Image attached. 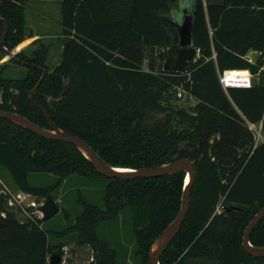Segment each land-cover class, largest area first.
<instances>
[{
  "label": "trees",
  "instance_id": "16d2710c",
  "mask_svg": "<svg viewBox=\"0 0 264 264\" xmlns=\"http://www.w3.org/2000/svg\"><path fill=\"white\" fill-rule=\"evenodd\" d=\"M184 1L60 0V62L49 70L43 43L16 52L10 61L26 71L19 78L0 72V110L51 129L34 102L39 104L56 126L81 137L113 167L193 160L190 206L159 264H264V257L242 246L247 223L264 205V0ZM26 2L0 0L8 50L25 36ZM182 4L200 57L183 72L168 71L163 64L177 42L173 23ZM3 30L0 21V36ZM248 51L258 54L254 62L244 57ZM37 66L45 76L32 101L28 95L42 74ZM225 69H248L257 79L249 87L225 90L218 80ZM177 88L196 102L187 108L169 103ZM155 115L161 119L150 120ZM258 123L263 141L256 143L249 125ZM0 168L20 191L54 200L53 191L73 174L107 179L102 205L80 199L81 211L66 228L76 233L77 244L90 246L92 264H117L116 249L97 227L124 209L131 217L133 257L148 264L152 243L180 209L185 179L184 171L105 177L72 143L38 136L5 118H0ZM35 171L54 180L32 185L27 177ZM5 205L16 217L15 205ZM17 208L24 221L6 222L0 213V264H47L58 249L41 227L43 219L31 207ZM249 242L264 247V217Z\"/></svg>",
  "mask_w": 264,
  "mask_h": 264
},
{
  "label": "rangeland",
  "instance_id": "374dc122",
  "mask_svg": "<svg viewBox=\"0 0 264 264\" xmlns=\"http://www.w3.org/2000/svg\"><path fill=\"white\" fill-rule=\"evenodd\" d=\"M26 1L25 36L11 51L16 53L20 50H27L29 52L38 44L43 43L48 49L45 59L46 65L51 70L60 62L63 45L58 0ZM185 3L186 0L184 1V5ZM257 56L258 54L255 51H249V57L252 58L253 62ZM0 70L8 78L22 77L26 71L22 65L10 61V58L1 50ZM256 79L257 76L252 75L251 81H255ZM177 90L183 91L182 96L178 97L176 94L175 96H171L167 101L172 105L187 108L196 102L195 98L183 89L177 88ZM162 103H166V101ZM154 119L159 120L161 117L160 115H155L150 118V120ZM250 128L254 132L256 143L263 141L260 128L258 126H251ZM27 180L32 185H46L51 183L54 177L47 172L35 171L28 174ZM106 183L107 179L103 177H87L73 174L65 178L59 188L53 191V195L56 197V202L59 206V211L50 218L43 219L41 227L47 230L50 244L56 245L62 258L60 264L92 263L90 246L86 243L77 244L76 233L66 228L72 224L74 217L81 211L80 199L97 206L102 205V197ZM0 188L4 190L9 199L14 203L15 207L13 209L16 211V218L20 221H24L26 216L23 212H17L18 202L23 206H28L31 201L42 203L45 200L44 196L36 197L33 194L25 198L19 197V189L14 184L7 170L2 168H0ZM6 209L9 208L6 207ZM30 209L34 214L37 213L34 207ZM97 232L100 237L108 240L111 246L116 249L117 264H137L136 259L133 257L134 240L131 217L128 210L124 209L118 214L117 218L111 221L101 222L97 227Z\"/></svg>",
  "mask_w": 264,
  "mask_h": 264
},
{
  "label": "water",
  "instance_id": "95a60500",
  "mask_svg": "<svg viewBox=\"0 0 264 264\" xmlns=\"http://www.w3.org/2000/svg\"><path fill=\"white\" fill-rule=\"evenodd\" d=\"M182 14L174 21V26L177 30V42L169 47L167 57L164 61L163 68L168 71L183 72L187 69L189 63L192 61L195 48L192 45L191 32L192 22L191 16L187 12V8L181 10ZM0 21L4 23V31L0 38V46L9 58H14V51L8 50L4 47L3 43L8 30V23L4 18L0 17ZM42 74L37 81L34 88L29 93V99L33 101V95L45 76V69L37 66ZM65 92L62 93L64 95ZM37 108L48 119L51 129L39 126L28 118L15 112L0 110V118L8 119L38 136L56 139L68 143H72L94 166L95 170L108 178L120 179H135V178H149L157 177L165 174H170L176 171H184L185 179L181 193L180 209L174 219L162 230L157 238L152 243L147 256L148 264H159V259L167 246L179 232L181 225L184 221L185 215L190 206L191 187L195 179V162L189 158H178L171 162L160 164L154 167H140V168H120L113 167L107 164L85 140L78 135L64 131L56 126L50 119L46 111L37 103L34 102ZM8 199V195L0 191V212L5 215L6 222L16 220L13 211L6 209L4 203ZM38 211L41 213L42 219H48L59 211V206L50 195L45 197L44 202L38 206ZM264 217V205L254 214V216L247 223L243 236L242 246L245 251L254 257H264V247H256L250 244L249 236L254 226ZM61 255L59 253H51L47 264H60ZM92 264V263H88Z\"/></svg>",
  "mask_w": 264,
  "mask_h": 264
},
{
  "label": "built area",
  "instance_id": "2783aa9c",
  "mask_svg": "<svg viewBox=\"0 0 264 264\" xmlns=\"http://www.w3.org/2000/svg\"><path fill=\"white\" fill-rule=\"evenodd\" d=\"M253 52V51H252ZM200 57V50L198 48H195V53L193 56V59L191 62L196 61ZM248 61L253 62L252 58L249 57V51L247 54L244 56ZM252 75L248 69H225L221 73L218 74V80L220 85L222 86L223 89H227L228 87H249L252 83L251 81ZM182 90H177L176 95L178 97L182 96ZM0 191H3V189H0ZM21 197L20 195H18ZM8 201L9 205L14 204L8 197V199L5 200V202ZM41 203H36L35 201L29 202L28 206L26 207H34L36 209V214H39L41 216V213L38 211V206ZM5 205V203H4ZM18 206L21 208L25 207L21 205L20 202H18ZM6 207V205H5ZM2 216L5 214L3 212H0Z\"/></svg>",
  "mask_w": 264,
  "mask_h": 264
},
{
  "label": "crops",
  "instance_id": "0c3cea01",
  "mask_svg": "<svg viewBox=\"0 0 264 264\" xmlns=\"http://www.w3.org/2000/svg\"><path fill=\"white\" fill-rule=\"evenodd\" d=\"M59 1L60 0H58V4H59ZM60 9V8H59ZM250 127L251 126H258L259 128H260V123H258V124H251V125H249ZM18 195H20L21 196V198H25V197H27V196H30V194H27V193H24V192H22V191H20L19 190V192H18Z\"/></svg>",
  "mask_w": 264,
  "mask_h": 264
}]
</instances>
